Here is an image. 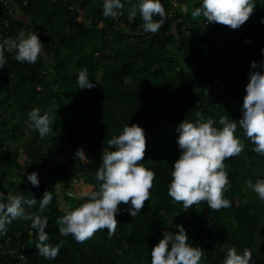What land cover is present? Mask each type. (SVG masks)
I'll list each match as a JSON object with an SVG mask.
<instances>
[{
  "label": "trees",
  "instance_id": "16d2710c",
  "mask_svg": "<svg viewBox=\"0 0 264 264\" xmlns=\"http://www.w3.org/2000/svg\"><path fill=\"white\" fill-rule=\"evenodd\" d=\"M136 2L122 0L125 14L112 19L103 16V0H0V43L24 30L36 32L44 44L35 64L18 63L15 53L5 50L7 64L0 69V192L35 199L34 206L24 208L47 217L46 243L55 247L64 242L56 259H46L36 248L38 232L31 221L13 220L0 235V264H151V251L164 231H178L181 224L189 242L202 247L201 264H223L222 249L228 246L238 253L247 248L250 264H264V201L245 187L249 179H264V156L252 150L239 127L250 64L264 61V0H254L255 11L236 30L194 19L191 13L202 0H162L167 18L155 34L142 31L139 14L128 16ZM83 69L95 87L78 88ZM258 70L264 72V67ZM214 75L226 80V89L210 92ZM53 101V134L40 139L28 113L40 108L43 114ZM197 113L215 121L217 128H222L220 117L227 116L237 123L235 135L245 144L239 156L225 161L230 189L224 196L231 207L220 211L212 212L206 202L185 211L168 195L180 155L176 129L186 119L196 122ZM131 124L145 131L142 164L155 172L151 199L135 218L130 202L121 203L111 236L108 229L85 243L60 236L56 219L86 202L79 199L84 191L98 190L96 172L107 141ZM81 148L83 160L75 157ZM32 172L38 174V187L27 179ZM45 191L53 199L39 213Z\"/></svg>",
  "mask_w": 264,
  "mask_h": 264
},
{
  "label": "clouds",
  "instance_id": "9594fccd",
  "mask_svg": "<svg viewBox=\"0 0 264 264\" xmlns=\"http://www.w3.org/2000/svg\"><path fill=\"white\" fill-rule=\"evenodd\" d=\"M255 8L254 0H202L191 15L194 19L204 18L207 24H220L236 30L250 19ZM102 12L106 18L118 19L125 14L124 3L122 0H103ZM127 14L130 18L139 14L142 31L152 34L160 30L167 18L162 0H137L130 5ZM157 16L159 20L154 19ZM5 50L14 52V59L18 63L35 64L44 51V44L36 32L26 33L24 30H20L14 39H4L0 43V69L7 64ZM261 51L264 52V49ZM262 67L264 61H252L250 64L252 71L249 72L242 105L243 118L239 119V127L246 139L254 145L252 150L264 156V72L258 70ZM77 85L79 89L96 86L89 79L87 69L78 73ZM54 105L55 101L43 114L40 108H34L28 113L29 125L40 139L53 134ZM196 115V122L186 119L176 129L180 155L173 165L168 195L175 203H182L185 211L201 202H206L212 212L220 211L231 207V201L224 196L230 189L225 161L239 156L245 144L235 135L237 123L227 116L220 117L222 128H217L212 119L205 121L201 113ZM146 146L145 131L138 124L126 125L121 134L107 141V148L115 150L109 151L106 147L103 150L102 163L96 172L99 188L84 191L79 199L86 202L56 219L60 236H72L76 242L85 243L96 232L104 229H108L109 236L113 235L119 223L116 216L121 203L130 202V215L134 218L138 216L145 202L151 199L150 190L155 180V172L142 164ZM75 157L83 160L85 151L78 149ZM27 179L35 187L40 184L36 172L28 174ZM245 187L264 201V179L255 182L249 179ZM68 195L72 197L73 193L69 192ZM52 199L51 191H45L39 203V213H43ZM36 203L35 199L0 192V235L7 233L6 225L13 220L31 221V227L38 232L36 248L39 254L54 260L64 242L61 240L55 247L46 243L47 217L26 213L24 208L25 204L32 207ZM244 203H248L247 197ZM177 228L178 231H164L163 238L151 251V264H201L204 256L202 247L189 242L182 224L177 225ZM222 250L226 251L223 264H250L252 261V252L247 248L242 253H238L235 246Z\"/></svg>",
  "mask_w": 264,
  "mask_h": 264
},
{
  "label": "built area",
  "instance_id": "2783aa9c",
  "mask_svg": "<svg viewBox=\"0 0 264 264\" xmlns=\"http://www.w3.org/2000/svg\"><path fill=\"white\" fill-rule=\"evenodd\" d=\"M226 80L218 75H214L208 82V89L210 92L215 93L217 90L226 89Z\"/></svg>",
  "mask_w": 264,
  "mask_h": 264
},
{
  "label": "rangeland",
  "instance_id": "374dc122",
  "mask_svg": "<svg viewBox=\"0 0 264 264\" xmlns=\"http://www.w3.org/2000/svg\"><path fill=\"white\" fill-rule=\"evenodd\" d=\"M194 1H195V0H194ZM192 2H193V0H190V3H192ZM62 155H63V153H60V156H62ZM20 158L22 159V161L24 160V158H25L24 153L21 154ZM59 200H60L61 205H62L63 207H65V208L68 207V203H67L66 199L63 197L62 194H60V196H59Z\"/></svg>",
  "mask_w": 264,
  "mask_h": 264
}]
</instances>
